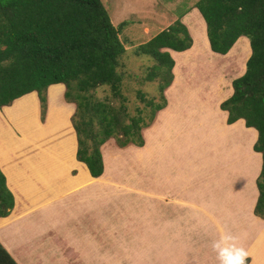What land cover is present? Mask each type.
I'll return each mask as SVG.
<instances>
[{
    "label": "crops",
    "instance_id": "1",
    "mask_svg": "<svg viewBox=\"0 0 264 264\" xmlns=\"http://www.w3.org/2000/svg\"><path fill=\"white\" fill-rule=\"evenodd\" d=\"M203 37L205 56L217 57L204 31ZM239 38L219 57L235 54L238 65L242 51L245 62L250 49ZM195 41L182 52L164 49L173 60L164 108L141 130V147L113 142L116 148L106 151L110 141L100 147L103 171L97 178L75 159L72 104H62L67 110L60 127L34 142L17 141L5 115L0 172L13 206L0 218V264H220L213 243L222 234L238 238L237 246L249 253L247 264H264V221L252 213L261 163L252 150L257 134L242 119L226 124L219 109L234 76L226 79L219 71L181 80L180 60L193 74ZM207 80L212 87L204 86ZM53 86L46 90L47 110L50 94L62 90ZM119 156L123 177L117 184L107 173Z\"/></svg>",
    "mask_w": 264,
    "mask_h": 264
},
{
    "label": "trees",
    "instance_id": "2",
    "mask_svg": "<svg viewBox=\"0 0 264 264\" xmlns=\"http://www.w3.org/2000/svg\"><path fill=\"white\" fill-rule=\"evenodd\" d=\"M192 8L203 20L212 53L226 54L239 37L248 41L244 72L231 81L232 93L219 109L226 112V124L242 119L256 131L252 149L261 163L252 213L264 221V0H197ZM126 24L114 26L101 0H0V108L35 93L43 121L47 88L63 85V100L74 107L75 159L92 178L102 174L100 147L108 140L118 148L143 145L141 130L164 108V90L173 77V60L164 49L182 52L192 44L187 28L176 19L135 49V55L154 63L145 80H160L158 103L136 92L149 108L144 121L139 111L128 116L123 103L114 107L93 96L97 88L107 87L113 98L124 101L118 69L124 53L119 35ZM12 206L0 172V218Z\"/></svg>",
    "mask_w": 264,
    "mask_h": 264
},
{
    "label": "rangeland",
    "instance_id": "3",
    "mask_svg": "<svg viewBox=\"0 0 264 264\" xmlns=\"http://www.w3.org/2000/svg\"><path fill=\"white\" fill-rule=\"evenodd\" d=\"M195 1L197 0H101L114 26L122 21L127 22L126 26L122 28L119 35L121 41L124 42V53L121 56L120 67L118 69V72L122 75L120 93L124 98V101L113 98L107 87L97 88L93 92L94 98L101 102H107L114 107H118L123 103L128 116H134L139 111L142 114L144 121H147V118L149 116V108L145 106L144 102L138 100L136 92L142 93L144 99H153L155 103H158L159 99L157 93V85L160 83V80L155 79L150 82L145 80L148 69L153 66L154 63L149 57L145 55H135L134 52L139 45L145 43L158 31L165 29L172 23V21L176 19H179L187 28V31L193 42L194 40H196L195 44L197 46L196 50L198 52L195 58L194 65L190 67V71L193 74L187 73L186 68H181L182 61L180 60L176 68L178 73L179 71L182 72V78L180 77L181 80H185V77H189L190 80L191 78L197 79L205 77L206 75L208 76L209 73L212 72L219 73V71L221 73L223 72L226 79H228V77L233 78L231 76H234V78L238 77L236 75L237 73H240L242 69V64L244 62L243 57L245 52H242L240 48L237 47L238 44H235L236 47H234L233 49L237 48L236 50L238 51L239 48V51H241L240 53H238V55H240V58L238 60V65L236 64L237 66L235 65V62L237 60L235 54H230L229 57H219L220 55H217V57L211 56L210 58V56H205L206 47L203 37L205 26L196 9L192 8ZM193 15H198L199 17H194ZM186 19H189L190 22ZM193 20L201 22L202 31L199 27L200 25H193ZM198 34L199 38L197 37ZM239 39L237 40L239 41ZM210 63L213 64L212 67L209 65ZM210 67L214 69L212 70ZM186 80L188 81V78ZM209 81L210 80H207L204 86L212 87V83ZM59 86L62 88V90L60 91V95H57L56 97L53 93H51L49 96V106L48 110L46 106L47 112L45 111L43 121H40L39 118L40 115L39 106L37 105V98L35 97V99H33L34 97L32 95L22 96L20 97L22 99L18 98L20 100L17 99V101L7 109H0V121L6 123V115L7 120L15 124L13 128V125L8 122V125L11 127V131L18 136L17 141H39L48 135L50 136V134L54 131V127H60L56 124L58 123L61 115L67 110L66 107H64L62 104L68 105V103H66L62 99V95L64 92L63 87L61 85H55L53 87ZM60 98L63 103H61ZM69 106L71 107V105ZM69 114H73V109L71 111L69 110ZM67 122L69 124V121ZM42 123L45 124L41 125ZM108 141L110 142L105 148L106 151H109L111 147L116 148L114 146L115 143L113 144V139H110ZM232 158H234V156ZM112 160L111 171L109 172V174L107 173V175L115 177L114 179L116 180H114V182L119 184V179L123 177L121 175L122 169L120 167V156L117 158H113ZM219 163L220 165L218 167H221V159L219 160ZM148 171H150V169ZM133 215L135 214H130V218H134L135 216ZM133 232H135V228L130 229V234L133 235ZM135 260L136 259L131 260L129 264H136Z\"/></svg>",
    "mask_w": 264,
    "mask_h": 264
},
{
    "label": "clouds",
    "instance_id": "4",
    "mask_svg": "<svg viewBox=\"0 0 264 264\" xmlns=\"http://www.w3.org/2000/svg\"><path fill=\"white\" fill-rule=\"evenodd\" d=\"M237 244L238 238L231 234H222L220 239L213 243L220 264H246L249 253Z\"/></svg>",
    "mask_w": 264,
    "mask_h": 264
},
{
    "label": "bare ground",
    "instance_id": "5",
    "mask_svg": "<svg viewBox=\"0 0 264 264\" xmlns=\"http://www.w3.org/2000/svg\"><path fill=\"white\" fill-rule=\"evenodd\" d=\"M194 16V15H193ZM196 16H198V15H196ZM196 16H194V17H196ZM199 17V16H198ZM200 19V18H199ZM187 21H189V19H186ZM186 21V22H187ZM190 22V21H189ZM200 23V24H199ZM195 24H198V25H200L199 27H200V29H201V31H202V26H201V22H198V21H196V20H193V25H195ZM201 35H202V32H201ZM198 38H199V34H198V36H197ZM201 37V36H200ZM109 172V171H108ZM109 174V173H108Z\"/></svg>",
    "mask_w": 264,
    "mask_h": 264
}]
</instances>
